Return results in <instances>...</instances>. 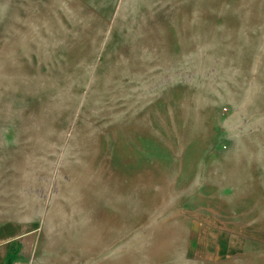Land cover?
<instances>
[{"label":"rangeland","instance_id":"rangeland-1","mask_svg":"<svg viewBox=\"0 0 264 264\" xmlns=\"http://www.w3.org/2000/svg\"><path fill=\"white\" fill-rule=\"evenodd\" d=\"M39 264H264V0H0V226Z\"/></svg>","mask_w":264,"mask_h":264},{"label":"crops","instance_id":"crops-1","mask_svg":"<svg viewBox=\"0 0 264 264\" xmlns=\"http://www.w3.org/2000/svg\"><path fill=\"white\" fill-rule=\"evenodd\" d=\"M14 223L27 222L10 220L0 226V264H11L15 259H31L33 264H39L36 262L40 240L37 228L18 232L12 229Z\"/></svg>","mask_w":264,"mask_h":264},{"label":"built area","instance_id":"built-area-1","mask_svg":"<svg viewBox=\"0 0 264 264\" xmlns=\"http://www.w3.org/2000/svg\"><path fill=\"white\" fill-rule=\"evenodd\" d=\"M11 264H33L32 260L24 261L21 259H15Z\"/></svg>","mask_w":264,"mask_h":264}]
</instances>
